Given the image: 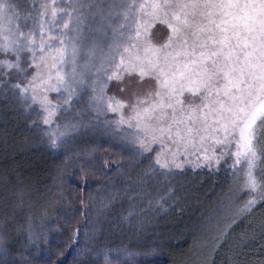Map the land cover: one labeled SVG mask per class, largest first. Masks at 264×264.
<instances>
[{"label": "snow or ice", "instance_id": "6c2138e0", "mask_svg": "<svg viewBox=\"0 0 264 264\" xmlns=\"http://www.w3.org/2000/svg\"><path fill=\"white\" fill-rule=\"evenodd\" d=\"M0 107L34 115L48 147L65 155L76 139L103 133L138 171L129 188L177 175L193 157L210 172L226 162L249 196L239 215H254L264 209V0H0ZM0 202L2 222L30 245L55 228L47 209L35 217L43 230L34 228L23 180ZM96 230L83 229L81 255L100 254ZM2 231L0 264H16ZM121 255L109 249L103 260L125 264Z\"/></svg>", "mask_w": 264, "mask_h": 264}, {"label": "trees", "instance_id": "16d2710c", "mask_svg": "<svg viewBox=\"0 0 264 264\" xmlns=\"http://www.w3.org/2000/svg\"><path fill=\"white\" fill-rule=\"evenodd\" d=\"M30 2L20 0L22 4ZM44 136L27 113L20 109L0 107V194L17 180L31 184L35 199L32 209L34 228L43 230L41 220L35 218L43 214V209L50 213L45 216V222L55 225L54 230L47 233L46 240L30 245L25 235L13 231L2 222L0 216V235H3L2 230H7L9 255L16 264H105L103 251L98 248L100 246L107 251L121 249L120 259L125 264H188L192 229L186 231L185 237L183 232L177 234L183 228L173 231L174 235L167 236L163 246L157 248H153L154 244L150 242L133 246L120 238L122 222L119 217L122 212L131 211L129 209L135 202L124 198L130 193L124 181L138 171L127 167V157L110 147L106 137L88 134L87 137L78 138L65 155L64 149L51 150ZM85 138L87 141H84ZM89 149L91 154L84 155ZM76 160L80 161L79 166L75 165ZM89 160L95 163L94 168L88 167ZM79 167L85 168L83 174H78ZM211 172L214 173L206 171L207 174L202 176L200 186H203L205 206L201 213L193 215L195 223L200 217L202 221L208 222L211 218L209 212L215 213L217 205L225 200L231 190L226 163H221L218 171ZM208 195L210 200L207 199ZM107 199L112 200L111 208L103 203ZM257 208L260 209L259 204ZM219 215L227 218L226 221L218 229L213 225L208 226L203 241L208 243L211 240L215 244L219 232L227 230L224 243L214 253L212 249L210 253L205 250L202 256L193 258L196 264H212L213 256L214 264H264V209L247 217L239 213L230 217L226 211H219ZM108 217L112 219L111 222L106 221ZM233 217L236 222L230 224ZM16 219L20 224L24 223L23 216ZM86 227L97 228L89 234L93 237L92 247L100 245L95 248L101 251L92 257L81 255L85 244L89 242L83 232ZM77 229L81 231L77 233ZM111 258H116L114 251Z\"/></svg>", "mask_w": 264, "mask_h": 264}, {"label": "rangeland", "instance_id": "374dc122", "mask_svg": "<svg viewBox=\"0 0 264 264\" xmlns=\"http://www.w3.org/2000/svg\"><path fill=\"white\" fill-rule=\"evenodd\" d=\"M18 2H20V0H18ZM65 2L66 0H56L57 4ZM59 15H61V13H58V17ZM163 27V25H156L153 31L155 32L156 29H162ZM50 95L55 96L56 93H51ZM34 119L35 116L33 115L32 121ZM89 134L95 135L96 137H104L101 132ZM93 138L96 139L95 137ZM84 141H87V138H85ZM192 160L193 163H188L183 166L182 172L177 170L179 174L167 178L157 177L155 180L149 181L148 185L143 190H138L135 187L129 188V184H134L133 177L138 173L124 181V185H127L130 190V193H127L124 198L135 200V202L129 209L131 211L128 213L122 212L121 217H119V221L122 222L120 238L123 241L133 246H141L145 242H150L154 244L153 248H157L158 246H163L162 243L166 242L167 236L174 235L173 231L183 228L177 234L183 232V236L185 237L186 231L192 229L194 230L190 238L192 249L188 255V264H196L193 258L202 256L205 250H207L208 253L211 252L214 241L210 240V244V241L208 243H206L205 240L203 241V236L209 229L208 226L211 227V225H213L214 228L218 229L219 225L227 219L225 217H220L219 211L228 212L230 217L233 214L236 215V213H239V209L243 208L249 196L246 192L236 190L240 185V179L239 177H234L232 170L228 168V175H230L231 179V190L227 194V197L231 194L233 195L229 208H224L222 206L226 197L221 204L217 205L218 208L215 213L212 211L209 212L211 218L208 222L202 221L200 217L196 219L195 223L192 220L193 215L201 213L205 206L202 196L203 186L200 185L203 181L202 176L207 174L205 172L208 171V169L204 167H195V157H193ZM213 173L214 172H210V174ZM138 191L139 194H137ZM210 198V195H208L207 199L210 200ZM110 201L112 200H103V203L111 208L113 204ZM112 209L114 211V208ZM106 221L111 222L112 219L108 217ZM212 237L213 235L211 232L210 238ZM98 246L100 245L95 247ZM98 248H100L103 253L107 251L102 246Z\"/></svg>", "mask_w": 264, "mask_h": 264}]
</instances>
